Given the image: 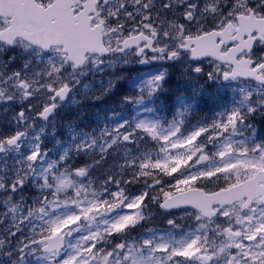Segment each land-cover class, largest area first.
Masks as SVG:
<instances>
[{
  "label": "snow or ice",
  "instance_id": "snow-or-ice-1",
  "mask_svg": "<svg viewBox=\"0 0 264 264\" xmlns=\"http://www.w3.org/2000/svg\"><path fill=\"white\" fill-rule=\"evenodd\" d=\"M131 64L133 114L49 157L59 103ZM202 79L238 99L190 123ZM262 118L264 0H0V264H264Z\"/></svg>",
  "mask_w": 264,
  "mask_h": 264
},
{
  "label": "flooded vegetation",
  "instance_id": "flooded-vegetation-1",
  "mask_svg": "<svg viewBox=\"0 0 264 264\" xmlns=\"http://www.w3.org/2000/svg\"><path fill=\"white\" fill-rule=\"evenodd\" d=\"M9 53H3L5 57ZM205 67L207 66V61H205ZM151 65H137L131 64L126 66H121L117 69V73H124L127 77L128 75L132 78L133 75L142 74V72H147ZM112 74L110 71H106L104 74L92 73L87 78H94V84L96 88V93L93 96H100L103 92L104 87L108 83L107 77ZM173 75L171 78H173ZM102 79L100 83L97 81ZM122 81V80H120ZM120 81L117 82L116 86L111 89L108 93L100 96L99 99H86L81 95L80 103L77 105L66 106L69 102L70 92L66 99L59 103L57 109L55 110L53 116L49 117L46 123L48 128V133L41 137L42 149L48 150V155L54 158L58 152H60L64 147H66L70 136H73L78 131H90L93 128H98L103 126L104 119L101 118V107L105 106L107 99H109L112 93L121 92V87L119 85ZM169 83H176V77L174 81H168ZM200 83L204 86V90L199 89L195 97L196 109L204 110L207 118L210 117V110L215 109L216 106H221V108H227L231 106L236 99H238V92L235 91L236 85L232 82H217V81H207L206 83L202 79ZM192 83L184 82L182 83V88L187 89V92H191L193 88ZM75 88V87H74ZM74 90V89H73ZM210 111V112H209ZM260 123H264V118L261 119ZM55 129V134H52L51 129ZM8 131L14 130V126L9 125ZM57 141L60 143L57 144ZM160 213V212H159Z\"/></svg>",
  "mask_w": 264,
  "mask_h": 264
},
{
  "label": "rangeland",
  "instance_id": "rangeland-1",
  "mask_svg": "<svg viewBox=\"0 0 264 264\" xmlns=\"http://www.w3.org/2000/svg\"><path fill=\"white\" fill-rule=\"evenodd\" d=\"M126 66V65H124ZM147 72L146 73H142L140 74L136 79H139L140 76L142 75H147V74H150L149 70H146ZM92 74V72H89L86 76H84L82 79H81V82L80 84L76 85L73 92L71 93V95L69 96V102L66 104V106H71V105H75V104H79L80 103V99H81V95H83V97H85L86 99H90L97 91H96V88H95V85H93L95 82H94V79L95 78H87V76H90ZM110 75H113L112 74H109ZM102 81V79L98 80L97 82L100 83ZM131 82L133 83V87H134V83H135V80L134 79H131ZM85 84H87V87H85ZM204 90V86L202 87V91ZM61 105V104H60ZM59 105V106H60ZM224 108L221 106H216L215 109L211 110L210 112V117L209 119L214 115L215 112H218V111H221L223 110ZM134 111V109H133ZM133 111L131 112V115L133 114ZM120 113V112H118ZM123 119L121 117V115H116V116H108L107 118H105V120L103 121V126L105 124H115V123H118L120 122V120ZM72 136H70V139H71ZM69 139V140H70ZM141 190V186L137 185L136 188L133 189L132 191V194L131 195H135L137 194L139 191ZM152 211L155 213V215L153 216V218H157L160 216V213H159V209L155 208L154 206H152ZM172 213H169V215H171ZM175 215L179 216L180 215V212H175ZM161 221H162V218H161Z\"/></svg>",
  "mask_w": 264,
  "mask_h": 264
}]
</instances>
